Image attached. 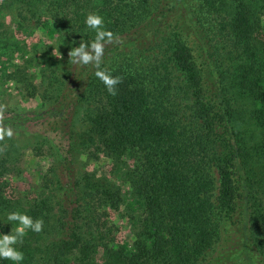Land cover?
Here are the masks:
<instances>
[{
  "label": "trees",
  "instance_id": "obj_1",
  "mask_svg": "<svg viewBox=\"0 0 264 264\" xmlns=\"http://www.w3.org/2000/svg\"><path fill=\"white\" fill-rule=\"evenodd\" d=\"M194 1L0 0V79L40 98L30 134L53 155L38 195L17 200L2 179L17 160L0 155V232L12 210L44 220L17 245L22 264H264V0ZM90 12L114 33L100 67L121 77L116 95L94 63L69 56L95 37ZM27 23L52 40L46 50L16 37ZM3 107L0 129L16 132L0 147L30 119ZM78 118L87 159L103 154L108 173L76 163ZM110 209L126 216L131 246L117 242Z\"/></svg>",
  "mask_w": 264,
  "mask_h": 264
},
{
  "label": "rangeland",
  "instance_id": "obj_2",
  "mask_svg": "<svg viewBox=\"0 0 264 264\" xmlns=\"http://www.w3.org/2000/svg\"><path fill=\"white\" fill-rule=\"evenodd\" d=\"M200 3L199 0H195L194 4L197 6ZM259 30L258 34L260 38H264V14L259 15ZM27 27L24 31H19L17 33V38L25 41L28 45L38 43L42 50H46L45 46L50 44L52 40L48 38V36L44 33L42 28L36 27L34 23L25 24ZM218 38V37H217ZM186 43L189 44L194 53L198 52V47L191 38L185 37ZM60 49V47H56L51 52L57 60L67 59L68 54L62 50L61 55L58 57L56 55V49ZM225 58V56H222ZM16 61H18L16 59ZM39 80L37 79L36 82ZM27 93V90L24 88H19V85H16L14 82H3L0 79V107H3V111L6 110H26L28 115V122L23 126H28V134L25 136H21L15 133L14 139H7L5 145L0 147V155H5L7 151L13 152L14 160H17L15 165L9 166L6 168V174L3 176V180L5 186L3 187V193L10 198L11 200H17L21 196L27 195L28 197L34 198L38 195L41 190V181L44 173L49 168L53 161V155L48 148V144L42 142L41 148H36V145H40V142L35 138L33 134L36 130H38L37 125L34 120V114L31 111L37 110V105L40 103V98H35L31 96H24ZM11 114V113H10ZM9 116V115H8ZM21 124V122H19ZM86 121H81L79 118L75 123V130H77L75 141H77V149L74 151V155L76 156V163L81 167L84 171H87V175H91L94 172L108 173L110 167V159L106 158L103 154L97 160H88L87 152H85V141L84 137L81 133L85 131ZM240 127L245 131L244 138L249 141L258 140L260 134H258V130L250 124L247 120H243L239 123ZM35 126V127H34ZM11 128V126L6 127V129ZM12 129V128H11ZM12 129V132H16ZM31 133V134H30ZM28 135V136H27ZM19 136V137H18ZM4 137V136H3ZM82 137L84 143L82 144ZM5 138H2L4 140ZM23 144V146H21ZM64 144V141H63ZM9 145H13L12 148H6ZM19 145V146H18ZM21 146V148H20ZM217 176V175H216ZM2 177V176H1ZM88 177V176H86ZM254 186H257V182L253 183ZM260 197H257L259 201ZM23 203V202H22ZM7 210V209H6ZM123 211H115L113 209L109 210L110 216L109 219L116 226V240L119 244L128 243L129 246L132 245V241L134 235L131 231L130 224L126 218V216L122 213ZM54 213H56V208L54 209ZM6 219V217L4 218ZM3 232H9L11 229V223H4L2 225Z\"/></svg>",
  "mask_w": 264,
  "mask_h": 264
},
{
  "label": "clouds",
  "instance_id": "obj_3",
  "mask_svg": "<svg viewBox=\"0 0 264 264\" xmlns=\"http://www.w3.org/2000/svg\"><path fill=\"white\" fill-rule=\"evenodd\" d=\"M85 24L88 29L94 30L95 37L89 41H83L70 48L69 56L73 63L88 65L94 63L96 67L95 76L103 82L107 91L116 95L117 85L121 82V77L112 75L110 72L101 69L102 57L104 54V44L106 41H111L114 33L104 27L105 19L103 15L97 12H90L85 18ZM56 55L59 57L61 52L56 49ZM12 136L11 128L6 130L0 129V139L4 135ZM4 223H11L9 232H0V258L10 260L13 264H22L25 259L24 252L17 246L23 242L27 232H41L44 226L42 218H33L26 211L19 209L9 211L6 215Z\"/></svg>",
  "mask_w": 264,
  "mask_h": 264
}]
</instances>
